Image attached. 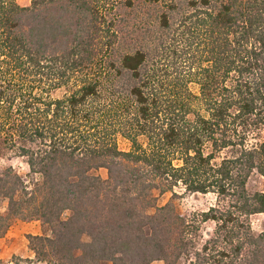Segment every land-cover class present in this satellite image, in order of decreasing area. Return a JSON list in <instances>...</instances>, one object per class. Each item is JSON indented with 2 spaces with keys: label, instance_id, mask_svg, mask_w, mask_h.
<instances>
[{
  "label": "trees",
  "instance_id": "16d2710c",
  "mask_svg": "<svg viewBox=\"0 0 264 264\" xmlns=\"http://www.w3.org/2000/svg\"><path fill=\"white\" fill-rule=\"evenodd\" d=\"M137 6L0 0V75L30 82L0 83V132L27 164L0 172V237L15 218L42 227L27 235L32 257L12 264H264V227L250 222L264 216V193L247 188L264 177V0H187L176 34L194 44V71L167 61L174 3L148 41L125 49L118 9ZM178 189L215 203L188 215L158 203Z\"/></svg>",
  "mask_w": 264,
  "mask_h": 264
},
{
  "label": "rangeland",
  "instance_id": "374dc122",
  "mask_svg": "<svg viewBox=\"0 0 264 264\" xmlns=\"http://www.w3.org/2000/svg\"><path fill=\"white\" fill-rule=\"evenodd\" d=\"M17 2L22 6H26L29 5L30 0H17ZM135 2L138 6L133 10L124 8L118 9L119 18H117V27L127 38L125 49L138 46L140 40L148 41L150 36L147 29L150 30V34H154V29L156 30L157 28V15L161 12L170 11L169 5L174 3L178 9L176 11H170V22L172 23V27L166 38L169 39L172 49L176 52H172L167 61H175V65L184 71H188L189 69L194 71V44H191V46L187 45L186 41L180 40L176 34L181 30L178 27V22L181 19V16L185 15L189 11L187 7V0H159L156 4L149 3L147 0H135ZM2 67V70H4L5 64H2ZM191 79L192 80H190L189 86L192 91H194V79ZM28 80L29 78L25 77L23 73L17 70L7 71L5 69L2 72V75H0V83H2L3 89L8 87L12 89H20V86L21 88L28 90L30 87V82ZM8 85H11V87ZM70 90L71 87H62L50 91L49 96L61 97ZM1 116H5V114L3 116L2 109H0V118H2ZM11 141L12 140H10L6 131L0 132V172H2L6 167L11 166L14 171L24 175L27 172L25 158L17 153L16 146H12ZM117 142L121 149H128L130 146V142L121 136L117 137ZM223 155H225L224 151L215 157L214 162H219ZM96 172L102 177H105L107 173L104 168H100ZM247 188L250 191L260 190L264 193V177L258 173H253L248 179ZM169 200H172L178 212L188 215L194 211L206 210L210 205H213L215 203V195L212 193H189L178 189L176 196L172 197L170 192H166L159 198L158 203L164 204ZM6 210L7 199H3V197L0 196V213H5ZM152 210L153 209L151 208L148 209L149 212ZM66 214L67 212L64 213V216H66ZM250 222L252 229L255 232H260L264 227L263 214L251 215ZM213 228V221L203 223V236L207 237L208 233H210ZM41 232L42 227L38 220L25 221L18 218L13 219L7 232L0 237V257L3 264H12L13 255L32 257L33 253L29 249L27 235L41 234ZM84 239H88V237L84 236ZM151 264L165 263L162 260H153ZM179 264H186L185 260L182 259Z\"/></svg>",
  "mask_w": 264,
  "mask_h": 264
}]
</instances>
